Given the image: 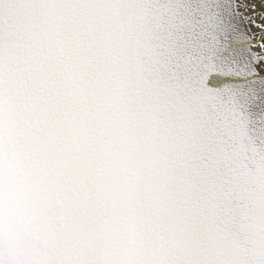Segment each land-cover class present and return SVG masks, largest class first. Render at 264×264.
<instances>
[{
    "label": "snow or ice",
    "instance_id": "obj_1",
    "mask_svg": "<svg viewBox=\"0 0 264 264\" xmlns=\"http://www.w3.org/2000/svg\"><path fill=\"white\" fill-rule=\"evenodd\" d=\"M0 264H264V0H0Z\"/></svg>",
    "mask_w": 264,
    "mask_h": 264
}]
</instances>
